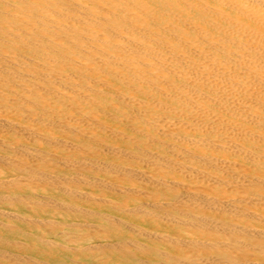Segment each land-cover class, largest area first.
<instances>
[{
	"label": "bare ground",
	"instance_id": "obj_1",
	"mask_svg": "<svg viewBox=\"0 0 264 264\" xmlns=\"http://www.w3.org/2000/svg\"><path fill=\"white\" fill-rule=\"evenodd\" d=\"M0 264H264V0H0Z\"/></svg>",
	"mask_w": 264,
	"mask_h": 264
}]
</instances>
